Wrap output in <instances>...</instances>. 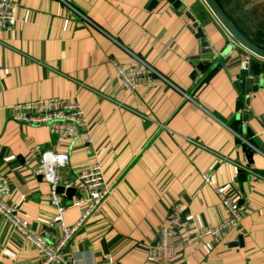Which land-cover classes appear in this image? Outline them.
<instances>
[{
	"label": "crops",
	"instance_id": "0c3cea01",
	"mask_svg": "<svg viewBox=\"0 0 264 264\" xmlns=\"http://www.w3.org/2000/svg\"><path fill=\"white\" fill-rule=\"evenodd\" d=\"M14 1L12 29L0 28V174L11 186L4 199L34 229L47 228L57 209L50 183L35 174L39 154L67 150L70 162L58 170L63 184L97 163L113 184L68 245L67 255L77 263L264 264V179L242 169L264 175V87L248 93L244 80L241 88L235 85L245 60L264 80V58L235 43L205 0H180L184 9L168 0L153 7L151 0ZM217 2L264 49V0ZM136 57L169 82L127 89L117 66H135ZM200 63L204 70L196 75ZM54 97L83 106L85 123L68 145L58 144L48 125L13 117L18 102ZM217 187L244 206L237 226L222 236L177 238L173 260L151 259L174 207H181L194 231L228 217ZM80 213L69 207L64 218L74 223ZM48 234L53 242L60 229L48 228ZM41 262L40 251L0 214V264Z\"/></svg>",
	"mask_w": 264,
	"mask_h": 264
},
{
	"label": "built area",
	"instance_id": "2783aa9c",
	"mask_svg": "<svg viewBox=\"0 0 264 264\" xmlns=\"http://www.w3.org/2000/svg\"><path fill=\"white\" fill-rule=\"evenodd\" d=\"M18 4L14 0H0V28L12 29ZM234 46V45H233ZM132 67L122 64L117 66V78L129 90H135L141 86H153L160 79L169 82L166 75L159 72L155 66L140 58ZM248 60L243 61L242 68H248ZM13 117L17 120L33 124H46L52 134L56 136L58 144L68 145L78 134V125L85 123L83 106L79 101L54 97L35 101H23L13 105ZM89 136V133H88ZM242 139V144L250 143ZM251 146V145H250ZM255 150L261 152L259 149ZM70 162V153L67 150H53L46 148L39 154V166L35 170L36 175H42L51 185V203L57 209L56 216L47 228L34 229L29 222L21 216L19 209L4 199V195L10 192V181L7 175L0 174V214L7 218L13 229L20 232L25 239L33 243L42 255L41 264H79L67 255V248L77 231L96 212L103 202L111 195L113 184L105 179L101 163L81 171L76 180L66 187H75L76 194L68 202L57 191V186L63 184L58 175V169L65 167ZM255 179H264V175L251 167L242 166ZM216 193L229 209L226 219L215 226L192 229L189 219H183L181 207L176 206L170 212L162 225L158 241L151 251V259L157 261L173 260L176 253L175 241L184 238L188 242L202 239L205 236H222L229 229L237 226L242 219L245 208L243 205L234 204L225 194L222 188H215ZM69 207H80L81 213L74 223H67L64 211ZM60 229V234L55 241L48 240V228Z\"/></svg>",
	"mask_w": 264,
	"mask_h": 264
},
{
	"label": "water",
	"instance_id": "95a60500",
	"mask_svg": "<svg viewBox=\"0 0 264 264\" xmlns=\"http://www.w3.org/2000/svg\"><path fill=\"white\" fill-rule=\"evenodd\" d=\"M161 0H151L150 1V7H153L157 5ZM169 2L173 3V5L176 8L181 7L184 9L185 7L182 5L180 0H168ZM205 2L208 4L210 9L213 11V13L216 15V17L219 19V21L223 24V26L227 29V31L230 33V35L233 37V41L235 43H238L239 45L245 47L252 53L264 58V49L258 45H256L254 42H252L248 37H246L241 30L233 23V21L228 17V15L225 13V11L222 9L220 4L217 2V0H205ZM188 17L193 21L194 27L196 28V36L200 38L203 47H208L209 43L205 40V35L202 30L201 25L198 22L197 17L195 14L188 10L187 11ZM232 46H227L226 49L223 51L222 55L225 56L228 52L232 50ZM207 52H211L210 49L207 50ZM204 70V65L202 63L199 64L197 67V70L194 71V74H199L201 71ZM244 80L246 84V91L248 93H251L253 91H257L260 88L264 87V80L262 78V75L260 73H256L255 70L245 68L241 69L240 75L238 77V80L235 82V85L238 88H241L240 81ZM245 115V113H244ZM264 152V148L262 150ZM251 155V151L249 152ZM251 160V156H250ZM40 177H43L42 175H39ZM247 173L243 170H240L239 177L241 179H246ZM57 191L60 194H63V197L65 199L71 200L73 196L76 194L77 189L75 187H66L64 184H60L57 186ZM238 243L235 242L234 245H237Z\"/></svg>",
	"mask_w": 264,
	"mask_h": 264
},
{
	"label": "rangeland",
	"instance_id": "374dc122",
	"mask_svg": "<svg viewBox=\"0 0 264 264\" xmlns=\"http://www.w3.org/2000/svg\"><path fill=\"white\" fill-rule=\"evenodd\" d=\"M59 170V169H58ZM66 184V183H65Z\"/></svg>",
	"mask_w": 264,
	"mask_h": 264
},
{
	"label": "trees",
	"instance_id": "16d2710c",
	"mask_svg": "<svg viewBox=\"0 0 264 264\" xmlns=\"http://www.w3.org/2000/svg\"><path fill=\"white\" fill-rule=\"evenodd\" d=\"M254 42V41H253ZM257 45V44H256Z\"/></svg>",
	"mask_w": 264,
	"mask_h": 264
}]
</instances>
